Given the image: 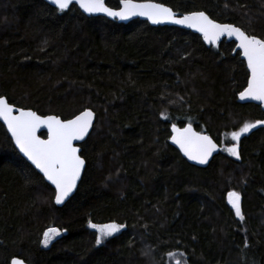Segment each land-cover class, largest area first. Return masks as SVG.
Segmentation results:
<instances>
[{"label":"trees","instance_id":"16d2710c","mask_svg":"<svg viewBox=\"0 0 264 264\" xmlns=\"http://www.w3.org/2000/svg\"><path fill=\"white\" fill-rule=\"evenodd\" d=\"M155 1L264 38V0ZM234 49L75 4L61 14L45 0H0V96L64 119L97 114L81 144L85 172L63 206L0 122V264H169L173 251L188 264H264V125L242 136L240 159L221 151L207 167L170 144L172 124L222 145L224 133L264 120L260 105L238 101L249 71ZM229 191L240 193L243 221ZM89 221L126 227L98 246ZM49 227L62 234L44 247Z\"/></svg>","mask_w":264,"mask_h":264},{"label":"snow or ice","instance_id":"6c2138e0","mask_svg":"<svg viewBox=\"0 0 264 264\" xmlns=\"http://www.w3.org/2000/svg\"><path fill=\"white\" fill-rule=\"evenodd\" d=\"M50 3L61 14L70 10V6L75 4L88 14L102 13L120 20L142 16L147 17L153 24L171 23L185 26L201 33L205 41L217 46L222 37L234 38L238 41L236 47L246 60L250 71L247 87L239 93V99L264 103V38L248 34L239 26L219 23L205 11L178 15L171 7L151 0L143 3L120 0L122 7L119 10L108 7L105 0H50ZM163 118L168 119L167 116ZM94 119L95 113L91 109H85L72 119H62L59 115H39L36 111L16 108L6 98L0 97V120L7 124L20 151L43 174L42 179L46 178L54 186V200L57 205L63 204L77 189V182L85 168V160L82 158L81 149L74 142L85 140L93 128ZM260 125H264V120L245 123L239 131L230 134V139L234 143L222 149L210 135L195 131L191 123L183 128L172 124L171 140L189 160L206 165L209 158L217 151H225L240 159L239 147L242 136ZM42 128L47 130V139L37 135ZM227 200L234 209L236 217L243 221L240 193L229 191ZM89 227L96 230L95 243L99 246L119 233L126 225L115 222L95 224L89 221ZM61 234V229L49 227L44 231L41 243L44 247H48ZM168 255L174 257L175 253ZM11 264H24V261L13 259ZM175 264H182V261L176 259Z\"/></svg>","mask_w":264,"mask_h":264},{"label":"water","instance_id":"95a60500","mask_svg":"<svg viewBox=\"0 0 264 264\" xmlns=\"http://www.w3.org/2000/svg\"><path fill=\"white\" fill-rule=\"evenodd\" d=\"M47 3H49L50 5H52L51 3H50V0H45ZM134 2H137V3H143V2H147V0H134ZM151 2H154V3H162V2H159V1H155V0H151ZM105 3H106V5L108 6V7H110V8H112V9H114V10H119L121 7H122V5H121V3H120V5H119V7H117V8H115V7H111V6H109L108 4H107V2H106V0H105ZM162 4H164V3H162ZM165 6H167V7H170L169 5H166V4H164ZM52 6H54V5H52ZM78 6V5H77ZM55 7V6H54ZM79 7V6H78ZM172 8V7H171ZM173 9V8H172ZM82 12H83V10L82 9H80ZM173 11H175L174 9H173ZM178 15H181L182 13H180V12H178V11H175ZM85 15H88V16H104V17H106V18H109V19H111V20H118L119 22H121V23H129L130 21H132V20H135V19H141V20H145V21H147L150 25H152V26H176V27H180V28H183V29H186V30H190V31H192V32H194V33H196V34H198V35H200L201 37H202V39H203V36H202V34L201 33H199V32H197V31H195L194 29H190V28H187V27H185V26H181V25H175V24H171V23H162V24H153L150 20H148L147 19V17H142V16H133V17H131V18H129V19H126V20H120V19H118V18H116V19H114V18H112V17H108V16H106L105 14H102V13H100V14H88V13H85V12H83ZM184 14H188V13H184ZM206 14H208V13H206ZM209 15V14H208ZM210 16V15H209ZM211 17V16H210ZM212 18V17H211ZM217 22H219V23H228V22H220V21H217ZM230 24H233V23H230ZM234 25H236V24H234ZM236 26H238V25H236ZM240 27V26H239ZM241 28V27H240ZM242 30H244L243 28H241ZM245 31V30H244ZM246 32V31H245ZM247 33V32H246ZM249 34V33H248ZM257 36V35H256ZM258 38H261V37H259V36H257ZM227 40V41H233V42H235V49H234V54L236 53V52H239V50H238V48L236 47V45L238 44V41H235V39L234 38H227V37H222L221 38V41H223V40ZM203 41H204V43L206 44V46L207 47H211V46H217V45H213V44H209L207 41H205L204 39H203ZM220 41V42H221ZM241 58L246 62V60L243 58V56H242V54H241ZM246 66H247V63H246ZM248 69V68H247ZM248 71H249V69H248ZM249 77H250V71H249ZM249 79V78H248ZM247 87V86H246ZM245 87V88H246ZM245 88L242 90V91H244L245 90ZM241 91V92H242ZM240 93V92H239ZM239 93H238V101L239 102H241V103H249V102H251V103H255V104H258V105H260L261 107H262V109H263V111H264V103H261V102H259V101H255V100H251V99H246V100H240L239 99ZM0 97H4V98H6L7 100H8V98L5 96V95H2V96H0ZM9 101V100H8ZM9 103H11L10 101H9ZM11 104H13V103H11ZM14 105V107H16V108H22V109H24V110H32V111H36L39 115H57V114H54V113H50V114H41V113H39L37 110H35V109H33V108H25V107H21V106H17V105H15V104H13ZM85 109H91L94 113H95V119H94V121H93V128H94V125H95V123H96V119H97V114H96V112H95V110L93 109V108H91V107H87V108H85ZM85 109H83L82 111H84ZM82 111H80V112H82ZM79 112V113H80ZM79 113H77L76 115H78ZM76 115H74V116H76ZM74 116H72V117H70V118H67V119H72V118H74ZM61 117V116H60ZM62 118V117H61ZM62 119H64V118H62ZM0 122L5 126V128H6V130H7V132H8V134H9V136H10V138L12 139V141H13V143H14V146H15V148L18 150V152L20 153V155L27 161V162H29L34 168H35V165H33L32 163H31V161L30 160H28V158L20 151V149H19V146L18 145H16V143H15V139H14V137H12V134H11V131L8 129V127H7V124L4 122V121H2V120H0ZM189 123H187V124H185V125H178V124H175L177 127H180V128H183V127H187V125H188ZM192 124V123H191ZM192 127H193V129L195 130V131H197V132H201V131H199L198 129H196V127L192 124ZM93 128L90 130V132H89V135L85 138V140L84 141H86L87 139H88V137L90 136V134H91V132L93 131ZM46 133L47 132V130L46 129H41L38 133H37V135H39L42 139H47V134H46V136H43L42 135V133ZM202 133H204V134H207V135H210L209 133H206V132H202ZM173 135V133H172V131H171V136ZM211 136V135H210ZM212 137V136H211ZM213 138V137H212ZM213 140L217 143V145H218V147L219 148H223V146L221 145V143H219L217 140H215L214 138H213ZM84 141H76V142H74V144L77 146V147H79L80 149H81V152H82V146H81V144L84 142ZM170 144L171 145H173L174 147H176L178 150H179V152L181 153V155L189 162V163H191V164H194V165H196V166H200V167H207L208 165H209V163L211 162V160L214 158V156H216V155H218L221 151H217V152H215V153H213V155L209 158V162H208V164H206V165H201V164H199V163H197V162H195V161H191V160H189L186 156H184V154H183V152H182V150L179 148V146L178 145H176V144H174L173 142H172V140H171V137H170ZM81 155H82V153H81ZM82 158L85 160V168H86V165H87V162H86V159L82 156ZM85 168H84V170L82 171V173H81V178H80V180L77 182V189H78V186H79V184H80V181H81V179H82V177H83V174H84V172H85ZM36 169V168H35ZM38 172H39V170L38 169H36ZM40 173V172H39ZM42 176H43V174L42 173H40ZM45 180H46V178H45ZM46 182L49 184V185H51L50 184V182H48L47 180H46ZM53 188H54V186L53 185H51ZM77 189L74 191V193L63 203V204H60V205H58V206H63L74 194H75V192L77 191ZM92 223H94V222H92ZM95 224H100V223H95ZM102 224V223H101ZM90 229L92 230V231H95L96 232V230L95 229H92L91 227H90ZM13 259H21V260H23L24 261V264H29L24 258H22V257H20V256H14L12 259H11V261L13 260ZM11 261H10V264H11Z\"/></svg>","mask_w":264,"mask_h":264},{"label":"rangeland","instance_id":"374dc122","mask_svg":"<svg viewBox=\"0 0 264 264\" xmlns=\"http://www.w3.org/2000/svg\"><path fill=\"white\" fill-rule=\"evenodd\" d=\"M244 125V124H243ZM242 125V126H243ZM241 126V127H242ZM240 129V128H239ZM239 129L237 130V131H239ZM233 131H235V130H233ZM233 131H229L228 133H224L223 134V138H222V146H223V148L224 147H226V146H231V144L232 143H234L233 141H231V139H230V134L233 132ZM225 152V151H224ZM225 153H227V152H225ZM228 154V153H227ZM228 155H230V154H228ZM231 156V155H230ZM240 203H241V201H240ZM61 236V235H60ZM58 238V237H57ZM56 238V239H57ZM55 240V239H54ZM53 240V241H54ZM52 241V242H53ZM51 242V243H52ZM50 243V244H51ZM49 244V245H50ZM171 253H175V256L174 257H170L169 255H168V263L169 264H175V260L176 259H180L181 261H182V264H188V262H187V258H186V256H185V254L184 253H182V252H180V251H173V252H171Z\"/></svg>","mask_w":264,"mask_h":264}]
</instances>
